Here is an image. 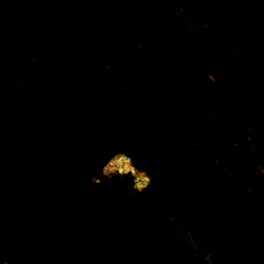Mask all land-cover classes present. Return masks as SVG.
I'll return each instance as SVG.
<instances>
[{"label":"rangeland","instance_id":"374dc122","mask_svg":"<svg viewBox=\"0 0 264 264\" xmlns=\"http://www.w3.org/2000/svg\"><path fill=\"white\" fill-rule=\"evenodd\" d=\"M63 1L0 0V29L33 13L61 27L53 41L36 25L5 45L0 59L21 66L0 65V101L28 116L72 165L41 185L44 166L0 129V230L12 223L44 259L211 264L199 238L168 217L147 185L164 166L199 184L235 152L213 190L249 196L264 173V0H232L211 23L184 0H124L129 14L146 13L152 39L112 0ZM245 114L252 124L242 130ZM81 126L91 139L75 162ZM72 226L104 252L60 250Z\"/></svg>","mask_w":264,"mask_h":264},{"label":"trees","instance_id":"16d2710c","mask_svg":"<svg viewBox=\"0 0 264 264\" xmlns=\"http://www.w3.org/2000/svg\"><path fill=\"white\" fill-rule=\"evenodd\" d=\"M112 1L129 14L124 0ZM184 1L201 21L211 23L232 0ZM145 15L143 11L137 10L130 13L129 17L137 28L152 39V33L144 24ZM36 25L45 28L42 35L50 41L61 31L57 23L46 20L42 13L20 17L14 29H0V52L10 40L24 38L28 29ZM53 57L58 61L63 60L56 54ZM161 60L167 65L170 56L164 54ZM0 65L11 71L21 66L9 67L1 59ZM37 98L41 100L43 95L38 94ZM239 124L242 130L250 126L252 122L249 114L243 115ZM0 129L16 134L23 148L44 166L41 185L66 168L68 159L54 153V147L38 135L31 119L7 98L0 101ZM76 139L75 145L71 147L75 162L79 152L91 139L84 126L79 128ZM237 158V152L230 155L221 171L203 177L199 184L186 182L164 166L149 182L147 190L165 206L170 219L199 238L210 254L211 264H264V173L254 176L249 196L234 190H213L214 184L226 177L227 170ZM57 247L70 254L84 252L90 256L105 250V246L82 226L66 229L59 237ZM0 257L7 264H89L70 262L59 257L44 259L43 253L33 249L12 223L5 224L0 230Z\"/></svg>","mask_w":264,"mask_h":264},{"label":"water","instance_id":"95a60500","mask_svg":"<svg viewBox=\"0 0 264 264\" xmlns=\"http://www.w3.org/2000/svg\"><path fill=\"white\" fill-rule=\"evenodd\" d=\"M53 152H54V153H57V150H56L55 147L53 148ZM59 156L62 157L61 155H59ZM119 159H120V158H119ZM119 159H118V160H119ZM71 168H72V165H71V164H67V165H66V169H67V170H70ZM74 170H76V168H74Z\"/></svg>","mask_w":264,"mask_h":264},{"label":"bare ground","instance_id":"6f19581e","mask_svg":"<svg viewBox=\"0 0 264 264\" xmlns=\"http://www.w3.org/2000/svg\"><path fill=\"white\" fill-rule=\"evenodd\" d=\"M76 175H78V174H76Z\"/></svg>","mask_w":264,"mask_h":264}]
</instances>
